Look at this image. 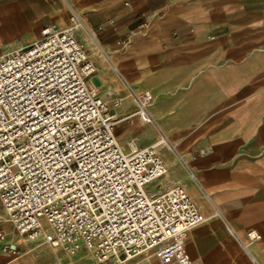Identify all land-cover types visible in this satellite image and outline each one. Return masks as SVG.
Masks as SVG:
<instances>
[{
    "label": "crops",
    "instance_id": "crops-1",
    "mask_svg": "<svg viewBox=\"0 0 264 264\" xmlns=\"http://www.w3.org/2000/svg\"><path fill=\"white\" fill-rule=\"evenodd\" d=\"M73 10L105 50L92 84L106 100L124 99L118 115L135 112L130 91L153 96L156 125L133 118L115 132L125 149L161 133L175 147L161 150L165 186L184 187L208 218L186 239L192 263L264 264V0H0V58L46 28H68ZM78 38L94 53L84 32ZM5 229L17 251H0V264L93 263Z\"/></svg>",
    "mask_w": 264,
    "mask_h": 264
},
{
    "label": "built area",
    "instance_id": "built-area-1",
    "mask_svg": "<svg viewBox=\"0 0 264 264\" xmlns=\"http://www.w3.org/2000/svg\"><path fill=\"white\" fill-rule=\"evenodd\" d=\"M70 23L0 58V251H17L10 226L19 240L86 252L92 264H193L185 242L208 218L182 186L147 192L168 175L161 150L175 147L161 133L125 149L115 132L133 118L156 125L153 96L130 91L136 110L120 117L124 99L106 100L92 84L105 50L74 10Z\"/></svg>",
    "mask_w": 264,
    "mask_h": 264
},
{
    "label": "rangeland",
    "instance_id": "rangeland-1",
    "mask_svg": "<svg viewBox=\"0 0 264 264\" xmlns=\"http://www.w3.org/2000/svg\"><path fill=\"white\" fill-rule=\"evenodd\" d=\"M118 132L120 133L119 136H120L121 139H126L128 137L129 133L123 132L122 130H120V128H119ZM153 135H154V133H153V131L151 129H147L145 132H143V137L145 139H151L153 137ZM165 179H166V177L163 180H160V181L150 185L148 187V189H147V192L149 194H151V195H155V194H157L159 192H163V191L167 190L168 188H166L165 183H164ZM64 253H66V252H64ZM44 254L45 253L43 251L38 252L37 253L38 260H41V261L44 260L45 259V255Z\"/></svg>",
    "mask_w": 264,
    "mask_h": 264
},
{
    "label": "bare ground",
    "instance_id": "bare-ground-1",
    "mask_svg": "<svg viewBox=\"0 0 264 264\" xmlns=\"http://www.w3.org/2000/svg\"><path fill=\"white\" fill-rule=\"evenodd\" d=\"M36 240H39V239H36V238H35V239L31 240V241H36Z\"/></svg>",
    "mask_w": 264,
    "mask_h": 264
}]
</instances>
